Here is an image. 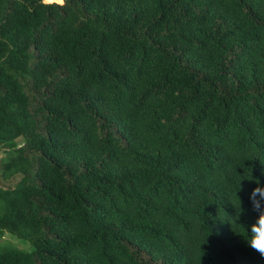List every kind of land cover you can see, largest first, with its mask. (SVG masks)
I'll return each instance as SVG.
<instances>
[{
	"label": "trees",
	"instance_id": "1",
	"mask_svg": "<svg viewBox=\"0 0 264 264\" xmlns=\"http://www.w3.org/2000/svg\"><path fill=\"white\" fill-rule=\"evenodd\" d=\"M56 1L0 0V264H264V0Z\"/></svg>",
	"mask_w": 264,
	"mask_h": 264
},
{
	"label": "clouds",
	"instance_id": "2",
	"mask_svg": "<svg viewBox=\"0 0 264 264\" xmlns=\"http://www.w3.org/2000/svg\"><path fill=\"white\" fill-rule=\"evenodd\" d=\"M44 2V0H42ZM63 3V0H60ZM250 200L253 210L258 213V217L251 225V236L249 238L250 246L264 256V187L253 189ZM240 214V213H239Z\"/></svg>",
	"mask_w": 264,
	"mask_h": 264
},
{
	"label": "rangeland",
	"instance_id": "3",
	"mask_svg": "<svg viewBox=\"0 0 264 264\" xmlns=\"http://www.w3.org/2000/svg\"><path fill=\"white\" fill-rule=\"evenodd\" d=\"M6 150H8V147L6 144L0 145V160L7 159L6 155ZM21 240H18L14 235L10 233H5L1 238H0V245L1 246H8V247H14V248H19L23 250H30L31 249V244L27 242H22Z\"/></svg>",
	"mask_w": 264,
	"mask_h": 264
},
{
	"label": "bare ground",
	"instance_id": "4",
	"mask_svg": "<svg viewBox=\"0 0 264 264\" xmlns=\"http://www.w3.org/2000/svg\"><path fill=\"white\" fill-rule=\"evenodd\" d=\"M53 1H56V0H53ZM57 2V1H56Z\"/></svg>",
	"mask_w": 264,
	"mask_h": 264
}]
</instances>
